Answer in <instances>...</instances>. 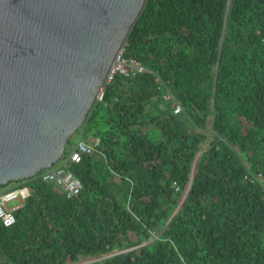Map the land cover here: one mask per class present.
Returning <instances> with one entry per match:
<instances>
[{"label": "trees", "instance_id": "1", "mask_svg": "<svg viewBox=\"0 0 264 264\" xmlns=\"http://www.w3.org/2000/svg\"><path fill=\"white\" fill-rule=\"evenodd\" d=\"M123 49L144 72L72 138L80 195L1 189L30 196L0 264H264V0H148Z\"/></svg>", "mask_w": 264, "mask_h": 264}, {"label": "water", "instance_id": "2", "mask_svg": "<svg viewBox=\"0 0 264 264\" xmlns=\"http://www.w3.org/2000/svg\"><path fill=\"white\" fill-rule=\"evenodd\" d=\"M148 0H0V191L57 166Z\"/></svg>", "mask_w": 264, "mask_h": 264}, {"label": "built area", "instance_id": "3", "mask_svg": "<svg viewBox=\"0 0 264 264\" xmlns=\"http://www.w3.org/2000/svg\"><path fill=\"white\" fill-rule=\"evenodd\" d=\"M142 72L144 70L139 64L125 60L124 49H122L108 73L106 84L107 86L111 85L117 77L131 79ZM105 90V88L101 90L97 102L103 101ZM94 152L95 146L80 141L67 159H63L53 169L41 173L39 177L44 183L54 185L63 191L68 199L77 198L83 187L69 167L72 164H80L84 156L92 155ZM29 196L30 192L25 184L0 191V223L3 227L9 229L16 224V212L23 206ZM12 203H17V205L10 208L9 206Z\"/></svg>", "mask_w": 264, "mask_h": 264}, {"label": "rangeland", "instance_id": "4", "mask_svg": "<svg viewBox=\"0 0 264 264\" xmlns=\"http://www.w3.org/2000/svg\"><path fill=\"white\" fill-rule=\"evenodd\" d=\"M16 205H17V203H12L9 207L12 208V207H14Z\"/></svg>", "mask_w": 264, "mask_h": 264}, {"label": "crops", "instance_id": "5", "mask_svg": "<svg viewBox=\"0 0 264 264\" xmlns=\"http://www.w3.org/2000/svg\"><path fill=\"white\" fill-rule=\"evenodd\" d=\"M95 144L98 145V142L94 143V145H95Z\"/></svg>", "mask_w": 264, "mask_h": 264}]
</instances>
